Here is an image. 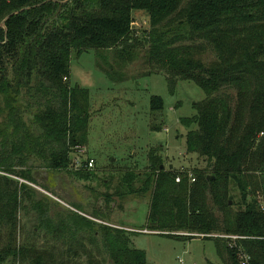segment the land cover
<instances>
[{"label":"trees","instance_id":"obj_1","mask_svg":"<svg viewBox=\"0 0 264 264\" xmlns=\"http://www.w3.org/2000/svg\"><path fill=\"white\" fill-rule=\"evenodd\" d=\"M138 10L150 15L142 31L133 24ZM142 48L147 73L163 72L172 92L180 80L204 89L197 113L181 122L190 128L187 152L206 158L210 170L194 169L191 182L190 172L164 166L161 147L151 148L148 170L124 172L108 203L115 194L152 191L148 230L213 238L225 264H241L240 247L248 264H264V0H0V171L35 182L29 163L39 160L57 172L94 175L87 160L70 170L90 119L89 91L70 82L71 59L95 50L106 73L124 79L101 50L121 66ZM164 105L151 96L152 111ZM25 203L37 211L36 228L66 248L19 242ZM75 208L52 214L31 185L0 174V264H152L132 231L104 223L101 211ZM216 233L240 237L231 244Z\"/></svg>","mask_w":264,"mask_h":264},{"label":"rangeland","instance_id":"obj_2","mask_svg":"<svg viewBox=\"0 0 264 264\" xmlns=\"http://www.w3.org/2000/svg\"><path fill=\"white\" fill-rule=\"evenodd\" d=\"M133 18L136 19L133 24L137 31L149 26L147 11H135ZM145 50L142 48L136 60L122 62L121 66L117 65L111 51L101 50L108 55L116 70L119 68L126 73L124 79L107 74L100 65L106 66L104 58L95 50L74 54L71 59L70 82L72 86L89 91L90 119L85 145L74 148L70 170L80 169L83 161L94 159V165L89 170L95 174L88 179L80 178L69 171L48 169L39 160H32L29 164L35 182L23 178L19 180L31 185L37 191V198L45 199L52 214L67 209L77 210L76 206L88 216L96 211L107 214L108 222L104 223L132 231L134 246L145 250L152 264H225L213 238H204V235L190 237L191 233L187 232L179 233L184 236L173 237L148 230L152 191L145 195L115 194L109 203L107 201V194L115 193L124 172L134 170L144 173L148 170L151 148L161 147L166 168L174 164L176 170L191 174L196 168L210 170L206 158L187 152L186 134L190 128L181 122L182 117H192L197 113L194 104L206 97L204 89L193 80H180L172 92L163 72L147 73L149 67L144 59ZM152 95L163 97L165 105L162 112L152 111ZM112 177L115 180L111 185ZM106 179H109V184ZM238 199L235 191L234 201ZM25 204L28 206L19 211V242L35 245L38 249L61 251L66 248L47 230L36 228L37 211L30 204ZM237 208L235 204L234 210ZM216 214L222 218L220 211L216 210ZM221 236L231 239V244H234L235 238L231 235ZM86 243L92 246L88 239ZM98 256L101 255L98 253ZM80 260L85 262L87 257L82 255ZM16 264H31V261L28 259Z\"/></svg>","mask_w":264,"mask_h":264},{"label":"built area","instance_id":"obj_3","mask_svg":"<svg viewBox=\"0 0 264 264\" xmlns=\"http://www.w3.org/2000/svg\"><path fill=\"white\" fill-rule=\"evenodd\" d=\"M88 162H89V163H88L87 166H88V167H93L94 162H95L94 159H90ZM0 174L7 175V176L13 177V178H15V179H19V177H16V176L10 175V174L5 173V172H3V171H0ZM190 179H191V182L195 181V177H194L193 174H191V173H190ZM20 180L23 181L22 179H20ZM176 180L179 182V181L181 180V178H180V177H177ZM226 236H227V235H226ZM231 237L237 239V238L240 237V236L231 235ZM239 254H240L241 264H248V263H249V260H250V256H249L247 253H245V252L242 250L241 247L239 248Z\"/></svg>","mask_w":264,"mask_h":264},{"label":"water","instance_id":"obj_4","mask_svg":"<svg viewBox=\"0 0 264 264\" xmlns=\"http://www.w3.org/2000/svg\"><path fill=\"white\" fill-rule=\"evenodd\" d=\"M211 178H214V176H210V175H208V179H211Z\"/></svg>","mask_w":264,"mask_h":264},{"label":"crops","instance_id":"obj_5","mask_svg":"<svg viewBox=\"0 0 264 264\" xmlns=\"http://www.w3.org/2000/svg\"><path fill=\"white\" fill-rule=\"evenodd\" d=\"M171 168L174 167V164L170 166Z\"/></svg>","mask_w":264,"mask_h":264}]
</instances>
